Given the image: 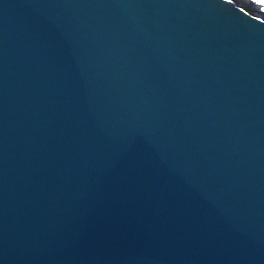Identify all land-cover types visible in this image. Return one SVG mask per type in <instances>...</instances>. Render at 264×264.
<instances>
[{"label":"water","instance_id":"water-1","mask_svg":"<svg viewBox=\"0 0 264 264\" xmlns=\"http://www.w3.org/2000/svg\"><path fill=\"white\" fill-rule=\"evenodd\" d=\"M0 264H264V5L0 0Z\"/></svg>","mask_w":264,"mask_h":264},{"label":"snow or ice","instance_id":"snow-or-ice-1","mask_svg":"<svg viewBox=\"0 0 264 264\" xmlns=\"http://www.w3.org/2000/svg\"><path fill=\"white\" fill-rule=\"evenodd\" d=\"M255 2L260 4V5H264V0H255Z\"/></svg>","mask_w":264,"mask_h":264}]
</instances>
